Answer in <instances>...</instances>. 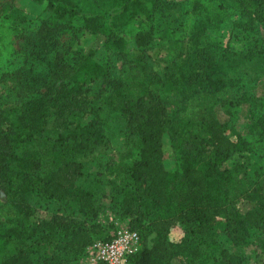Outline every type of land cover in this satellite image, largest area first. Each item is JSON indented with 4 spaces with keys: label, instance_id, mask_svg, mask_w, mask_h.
Segmentation results:
<instances>
[{
    "label": "rangeland",
    "instance_id": "374dc122",
    "mask_svg": "<svg viewBox=\"0 0 264 264\" xmlns=\"http://www.w3.org/2000/svg\"><path fill=\"white\" fill-rule=\"evenodd\" d=\"M75 2L84 11L104 8L102 0ZM157 8L164 14L161 17L159 14L160 18L156 17L152 24L153 37L145 48L135 47L133 33L128 31L123 50L103 47L98 59L102 57L110 65L106 75L51 105L41 135L32 141H26L23 134L16 139V154L29 156L28 161L36 162L42 174L64 161L82 163L84 175L78 187L93 195L98 211L96 219L79 213L73 200L55 202L31 192L21 182L19 165L12 164L9 174L0 173V222H16L21 216L16 206L23 201L34 211L37 222L57 214L87 224L98 223L112 238L123 229L129 230V218L122 214L119 194L125 170L137 158L139 142L119 112L123 102L120 92L133 97L144 92L146 98L158 100L173 119L171 125L185 120L197 122L205 112L214 115L231 136L246 138L248 143L261 141L264 151V65L255 58L250 63L242 59L248 43H254L252 38L257 44L264 42V3L161 0ZM47 16L43 6L30 0H0V149L11 137L9 132L21 107L44 92L52 59L68 60L88 42L69 28L46 31L42 22ZM243 23L252 24V30L242 32L245 40L237 32ZM221 48L225 52H220ZM253 116L259 120L257 126L250 122ZM79 125L98 129L100 141L92 142L85 153L59 147L58 139ZM164 140V165L170 170L174 166V148L168 134ZM261 154L264 153L258 150L235 153L228 165L237 163L249 174L255 172L263 183L264 195ZM237 208L244 215L257 206L241 203ZM141 210L142 224L147 226L155 216L154 211L149 202ZM135 233L140 245V236ZM184 233L183 226L169 230L166 240L175 247V252L167 264H184L181 253L176 251ZM111 241H104L100 234L80 257L61 264H100L97 246ZM221 249L218 256L224 262L264 264V218L242 228L241 234L224 242ZM32 264L42 261L35 255Z\"/></svg>",
    "mask_w": 264,
    "mask_h": 264
},
{
    "label": "trees",
    "instance_id": "16d2710c",
    "mask_svg": "<svg viewBox=\"0 0 264 264\" xmlns=\"http://www.w3.org/2000/svg\"><path fill=\"white\" fill-rule=\"evenodd\" d=\"M30 1L43 6L48 14L42 22L46 31L69 28L88 42L68 60L52 59L44 92L21 107L9 132L11 137L0 149V173L9 174L11 165L18 164L21 182L31 192L55 202L73 200L79 213L94 220L98 215L94 197L78 187L84 175L82 163L64 161L42 174L36 162L28 161L29 156L16 154V139L23 134L26 141H32L41 135L51 105L106 75L110 65L102 57L98 59L103 47L123 50L128 31L133 33L135 47L145 48L153 37L152 24L164 14L157 8L161 0H102L104 8L100 11H84L75 0ZM195 9L199 12L197 6ZM248 25L243 23L237 30L243 40L246 36L242 32L252 30V24ZM252 40L242 59L250 63L255 58L264 65V42ZM120 96L123 102L119 112L139 142L137 158L125 170L119 194L122 214L129 218L128 228L140 236L139 249L127 264H167L175 247L166 236L176 226L185 227L184 239L176 248L182 263L230 264L218 252H222L224 242L241 234L242 228L263 221L264 195L263 183L255 172L251 175L237 163L230 166L228 160L246 150L264 153L261 141L255 144L239 135L234 138L225 124L206 112L197 122L185 120L171 125L173 119L165 107L158 100L146 98L144 92L133 97L124 91ZM257 120L253 116L250 122L257 126ZM166 134L175 156L170 170L164 165ZM99 138L98 129L79 125L59 138L58 145L85 153ZM145 202L155 215L147 226L142 224L141 207ZM241 203H255L257 208L240 215L237 207ZM16 207L21 214L16 222H0V264H32L35 255L42 264H61L80 257L100 234L104 241L113 239L95 222L87 224L57 214L37 222L34 211L23 201Z\"/></svg>",
    "mask_w": 264,
    "mask_h": 264
},
{
    "label": "built area",
    "instance_id": "2783aa9c",
    "mask_svg": "<svg viewBox=\"0 0 264 264\" xmlns=\"http://www.w3.org/2000/svg\"><path fill=\"white\" fill-rule=\"evenodd\" d=\"M139 246L137 234L123 229L110 243L97 246V260L100 264H127L128 258L137 252Z\"/></svg>",
    "mask_w": 264,
    "mask_h": 264
}]
</instances>
